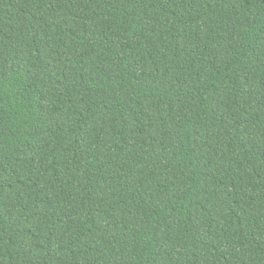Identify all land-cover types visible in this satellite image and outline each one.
Masks as SVG:
<instances>
[{
	"label": "trees",
	"instance_id": "obj_1",
	"mask_svg": "<svg viewBox=\"0 0 264 264\" xmlns=\"http://www.w3.org/2000/svg\"><path fill=\"white\" fill-rule=\"evenodd\" d=\"M0 264H264V0H0Z\"/></svg>",
	"mask_w": 264,
	"mask_h": 264
}]
</instances>
